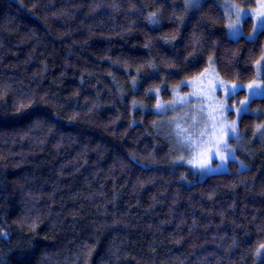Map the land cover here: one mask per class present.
Listing matches in <instances>:
<instances>
[{
    "label": "trees",
    "instance_id": "obj_1",
    "mask_svg": "<svg viewBox=\"0 0 264 264\" xmlns=\"http://www.w3.org/2000/svg\"><path fill=\"white\" fill-rule=\"evenodd\" d=\"M185 12L183 0H0V264L22 252L32 264H262L264 154L199 179L174 162L145 93L169 97L210 57L224 79L251 81L264 32L229 38L213 0L181 23ZM249 106L247 137L264 96Z\"/></svg>",
    "mask_w": 264,
    "mask_h": 264
},
{
    "label": "rangeland",
    "instance_id": "obj_2",
    "mask_svg": "<svg viewBox=\"0 0 264 264\" xmlns=\"http://www.w3.org/2000/svg\"><path fill=\"white\" fill-rule=\"evenodd\" d=\"M204 0H199L201 4ZM222 9L225 15L226 25L229 22V9L226 7L230 4H238L233 0H213ZM185 6V0H183ZM246 12H250L256 7V2L253 6H242L238 4ZM195 8L186 9L184 14H180V22H184L186 17ZM232 20H235V16H231ZM250 21L251 26L248 30L244 28L246 21ZM254 21L251 18H246L241 20L240 29L242 35L232 36L226 27L227 36L231 39H238L244 37L249 39L251 36L254 39L258 32H254L253 25ZM264 55V46L260 57ZM260 57L256 60H260ZM264 65L258 66L255 62L254 70L255 77L251 81L240 82V81H229L224 79L220 74H218L215 61L213 57H210L207 67L201 72L204 73L202 77V84L196 85L185 84L180 86L176 91L174 89L177 85L181 84V81H192L194 78L200 77L201 73L187 79H183L175 85L169 86L168 90L170 92L169 97H164L160 92L159 99L165 105L164 109L157 110L156 100L152 107L147 108V111H151L158 115L156 124L157 132L164 139H167L171 145V153L174 156L173 160L176 164H182L190 167L193 171L199 173V179L208 175L219 172H226L229 169L230 161H235L239 169L247 168L251 161L261 157L264 154V137L252 134L247 137L241 129L238 127V121L242 114H238L235 109L241 107L240 101L249 100L250 93L248 91L247 85L253 80L259 79L258 72L263 71ZM207 70V71H205ZM222 81L225 85L238 84L241 86L238 89L237 94L231 98H226L225 90L222 87H216V85ZM244 91L242 96L239 92ZM196 93L195 95H191ZM177 94L180 97H185V102L172 103L175 100ZM264 96V92L254 93L251 95L250 101L254 98H260ZM248 102L247 111L245 113H257L259 110H253L250 108ZM222 106L227 107V111H222ZM143 109V107H141ZM244 114V113H243ZM222 121H236L239 133V138H230L228 140L229 147L233 150L227 156L224 162L215 155L213 151L211 154L210 162L206 168L195 167L196 160L199 159V154L204 150V146L207 144L211 148L209 143L210 138L214 136L215 131L219 129ZM264 124V121L261 123ZM260 125V124H259ZM179 126V127H178ZM187 130L186 134L182 133L180 130ZM201 133H207L205 136H201ZM191 141L189 143L188 141Z\"/></svg>",
    "mask_w": 264,
    "mask_h": 264
},
{
    "label": "snow or ice",
    "instance_id": "obj_3",
    "mask_svg": "<svg viewBox=\"0 0 264 264\" xmlns=\"http://www.w3.org/2000/svg\"><path fill=\"white\" fill-rule=\"evenodd\" d=\"M199 0H185V8L186 9H192V8H199ZM229 9V22L226 25L227 29L229 30V33L232 36L242 35V31L240 29V22L243 19L251 18L255 23L253 25L254 32H264V0H256V7L253 8L250 12H246L244 8L239 6L238 4H230L227 5ZM235 16V20L231 19V16ZM147 20L149 23L155 25L158 23V14L156 12H151L147 16ZM249 39L251 40L252 37L250 36ZM147 47V45H145ZM256 64L258 66L264 65V55L260 57V60L256 61ZM150 68H152L153 71H156L155 65H149ZM174 67V66H173ZM207 71V70H205ZM179 70L170 71L168 73V76L174 77L178 75ZM204 76V73H201L200 77L194 78L192 81H181L180 85H177L174 91H176L180 86L185 84H193L201 85L202 84V77ZM258 77H262L256 80H253L251 83L247 85L248 91L250 93L249 100L247 101H240L241 107L239 109H235L238 114H243L247 111L248 102L250 101L251 95L254 93H260L264 92V71L258 72ZM136 80L133 79L132 84L133 87L136 86ZM163 83V82H162ZM216 87H222L225 90V96L226 98H231L232 96H235L237 94L238 89L241 88L238 84H232L230 86L225 85L222 81H220ZM161 92V87L157 86L154 88H149L148 91L145 93L146 96H152L154 95L156 97V109L162 110L164 109L165 105L161 102L159 99ZM196 93H192L191 95H195ZM185 97H180L178 94L172 103H176L179 101L180 103L185 102ZM136 105V101H133V106ZM222 111H227L226 106H222ZM179 127V126H178ZM182 133L187 132V130L181 129ZM201 136L207 135V133H201ZM254 137L256 135H259L260 137H264V124L257 125L255 128V131L253 133ZM239 138L238 128H237V122L236 121H222L221 126L219 129L215 131L214 136L210 138L209 143L211 144V148L207 146V144L204 146V150L200 152L199 159L196 160L195 167H199L201 169L206 168L208 163L211 159V154L214 151L215 155L221 160V162H224L227 159V156L230 152H233V150L228 145V140L230 138ZM191 143V141H188ZM8 233L3 232L0 233V236L7 237ZM256 256L262 260V264H264V243L260 244L255 252ZM17 264H32L31 256L26 253L22 252L20 256L17 259Z\"/></svg>",
    "mask_w": 264,
    "mask_h": 264
},
{
    "label": "bare ground",
    "instance_id": "obj_4",
    "mask_svg": "<svg viewBox=\"0 0 264 264\" xmlns=\"http://www.w3.org/2000/svg\"><path fill=\"white\" fill-rule=\"evenodd\" d=\"M264 46V45H263ZM219 74V73H218Z\"/></svg>",
    "mask_w": 264,
    "mask_h": 264
}]
</instances>
